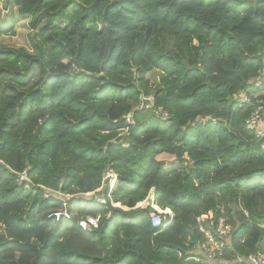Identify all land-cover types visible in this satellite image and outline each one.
Here are the masks:
<instances>
[{"label": "trees", "instance_id": "trees-1", "mask_svg": "<svg viewBox=\"0 0 264 264\" xmlns=\"http://www.w3.org/2000/svg\"><path fill=\"white\" fill-rule=\"evenodd\" d=\"M3 3L0 38L28 21L32 51L0 46V264H193L208 212L233 253H264V150L238 102L264 111V0Z\"/></svg>", "mask_w": 264, "mask_h": 264}, {"label": "built area", "instance_id": "built-area-1", "mask_svg": "<svg viewBox=\"0 0 264 264\" xmlns=\"http://www.w3.org/2000/svg\"><path fill=\"white\" fill-rule=\"evenodd\" d=\"M5 1L9 2L12 0H3V2ZM254 82L256 86H260L262 83H264V63ZM238 98V102L242 106H247L251 109L249 117L245 122L246 130L254 134L255 138L261 142L260 148L264 150V122L262 118V103L256 99L253 101L244 93L240 94ZM151 102V99L142 98L139 108L150 109ZM155 114H157L162 119L167 118V114L164 113L161 108L155 109ZM125 121L129 125H133L134 123L131 115L125 117ZM124 146L127 147L128 144ZM108 177L112 179L111 186H113L115 176L109 173ZM17 182L19 185L25 187H28L31 184L26 171H23L17 175ZM100 202L104 203L103 201ZM137 207L143 206L138 205ZM145 207H150L155 211L150 215L152 227H161L165 220V213L160 209L158 210L153 205V195ZM166 214L171 216V212ZM244 215L247 217L246 213H244ZM195 222L197 225V230L199 234L202 235L203 240L192 247L191 251L186 257L187 261H191L193 264H264V253L262 252L248 254L247 256L233 253L231 242L235 232L234 227L228 222L226 217L216 216L214 213L208 212L207 214L198 216ZM81 226L85 227V224L82 223ZM262 228L264 229V225H262ZM241 244H244V240H241Z\"/></svg>", "mask_w": 264, "mask_h": 264}, {"label": "rangeland", "instance_id": "rangeland-1", "mask_svg": "<svg viewBox=\"0 0 264 264\" xmlns=\"http://www.w3.org/2000/svg\"><path fill=\"white\" fill-rule=\"evenodd\" d=\"M3 0L0 1V20L4 15L2 8H3ZM28 21L21 22L16 27V34L13 37H1L0 38V46H6V47H14V48H22L28 52L32 51V42L30 39L31 33L29 31ZM152 81H155L157 79L156 74H152L149 76ZM151 197L153 193H150ZM150 197V199H151ZM149 197L147 200L139 205L145 207L147 205V202L150 201ZM149 200V201H148ZM159 210V208H157ZM165 214L168 212L167 210L163 211ZM0 233H2V230L0 228Z\"/></svg>", "mask_w": 264, "mask_h": 264}, {"label": "water", "instance_id": "water-1", "mask_svg": "<svg viewBox=\"0 0 264 264\" xmlns=\"http://www.w3.org/2000/svg\"><path fill=\"white\" fill-rule=\"evenodd\" d=\"M263 59H264V50H263ZM262 118H263V120H264V111H263V113H262Z\"/></svg>", "mask_w": 264, "mask_h": 264}, {"label": "crops", "instance_id": "crops-1", "mask_svg": "<svg viewBox=\"0 0 264 264\" xmlns=\"http://www.w3.org/2000/svg\"><path fill=\"white\" fill-rule=\"evenodd\" d=\"M157 208V207H156ZM169 211V210H168ZM168 213H170V212H168Z\"/></svg>", "mask_w": 264, "mask_h": 264}]
</instances>
